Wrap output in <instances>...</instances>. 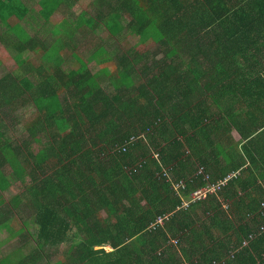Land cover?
<instances>
[{"label": "trees", "instance_id": "16d2710c", "mask_svg": "<svg viewBox=\"0 0 264 264\" xmlns=\"http://www.w3.org/2000/svg\"><path fill=\"white\" fill-rule=\"evenodd\" d=\"M16 2L0 0V19L40 17L70 38L104 23L113 38L125 42L126 30L157 51L100 43L99 73L80 58L64 71L59 39L46 47L16 23L23 38L0 36L18 53L41 52L36 70L18 54L0 77V228L12 230L0 245L20 243L0 264H264V0ZM71 2L84 7L73 30L55 18ZM30 101L34 119L9 140ZM231 174L220 191L194 196ZM20 182L10 202L1 196ZM20 203L35 233L10 225Z\"/></svg>", "mask_w": 264, "mask_h": 264}, {"label": "rangeland", "instance_id": "374dc122", "mask_svg": "<svg viewBox=\"0 0 264 264\" xmlns=\"http://www.w3.org/2000/svg\"><path fill=\"white\" fill-rule=\"evenodd\" d=\"M83 10H84V7L81 5H77V4H74L71 8L70 6L69 7L62 6L55 15V18L57 20L56 23L70 22V25L72 27L71 30H73V24L75 23V21H77L78 16L80 15L81 12H83ZM95 10L96 9L93 8V10L91 11L92 12L91 14H95L96 13ZM37 20L39 22H43V20H41L40 17H38ZM128 21H129L128 18L126 17L123 18L124 24H127ZM38 29L39 27H35V31ZM35 31L32 32V36L40 39V41L44 43L46 47L52 46L56 42L57 39L61 41L60 43L61 49L59 51L60 54H59V59H58L59 61L57 63L61 62L60 66L64 71H69L72 68H77L79 64L81 63L78 61V59L80 58L81 60H83L84 63L88 65L91 71H93L94 73H99L101 69V65L99 64V61L93 57V54L95 53L100 43L103 44V46L108 52H112L114 50H117L118 52V49H120L122 52H125L128 49H131V51H136L139 54L152 53V52L157 51V47L155 44L149 43L147 45H142L134 37H131V36L128 37L129 34L126 30L122 33L124 34L123 36L126 37L125 42L122 40L123 37L120 39L113 38L109 34V32H107V30L105 29L104 23H101V25H99V27L92 34L85 33L86 31L81 32L80 30L72 38L68 37L66 34H63L61 27H59V25L51 21H48V24L44 25V27H42V29L39 30V32L38 31L35 32ZM58 32L61 33L60 36L57 34ZM1 33H3L2 30H1ZM23 36L24 35L21 32L20 37L23 38ZM16 37L20 38L18 34H16ZM0 42H2L5 47L8 46L6 48L7 49L6 57L8 61H9L10 56L15 57V56H18V54H20V57L26 61V65H24V67L31 68V70H36L38 66H41L40 65L41 62L39 60L41 56L40 49H38L40 53L37 51H31L29 49L22 53H18L13 47H10L11 45H5L3 41H0ZM0 48L1 49L3 48L1 43H0ZM8 61H6V63H8ZM11 61L12 59L9 61L8 66L5 64L4 61H2L0 65V77L6 75V73L10 72L14 67H16L17 64ZM35 74H36L35 72L30 73L29 77H31V79H34ZM101 76H102L101 77L102 88L108 93L113 92L114 86L112 85L111 80H109L105 75H101ZM15 114L18 117V123L16 124L13 122L14 123L13 126H11L12 123H9L7 128L5 129L6 137L9 140L20 138L22 137V135L25 134V132L27 131L26 130L27 128L25 127L26 123H23V122L25 120H28V122H30L34 119V116L36 115V108H35L34 103L30 101L28 105L17 110ZM233 135L235 136L234 137L235 139L240 138L238 133H236V131L233 132ZM201 170L202 168L199 167L198 172H201ZM8 173L11 174V168L9 166H8L7 174ZM206 177L207 176H205V178ZM21 184L22 182L18 184V187L13 186L12 188H9L7 191H4L3 193L4 195L1 193L2 194L1 196L5 199H8L10 202L11 199L16 194H19L22 192ZM210 185L212 184L208 183L205 189H207L208 186ZM23 193L24 194L22 195V198L24 201L25 197L26 196L28 197L29 194L27 191H24ZM25 193H26V196H25ZM10 205L12 206L11 203ZM19 206L20 207L22 206L21 213L24 212L22 215V220L21 221L15 220V222H12L10 225L12 226V228L14 227L16 230L21 229L22 226H25L30 232L35 233L36 227L34 225V220L32 218V215L30 214V212L22 211V208L27 209L25 207V204L20 203ZM11 236H12L11 229L6 228V227L0 228V240L10 239ZM19 245L20 243L17 240L10 241L7 244L0 245V259H2L4 256H6L9 253L18 252L16 250ZM104 248L106 250H110L109 246H106ZM25 251L27 252V250ZM62 252H63V247L60 253H58L53 258V260L55 261L57 259L62 258L63 257ZM187 262L188 261H185L184 264H187Z\"/></svg>", "mask_w": 264, "mask_h": 264}, {"label": "crops", "instance_id": "0c3cea01", "mask_svg": "<svg viewBox=\"0 0 264 264\" xmlns=\"http://www.w3.org/2000/svg\"><path fill=\"white\" fill-rule=\"evenodd\" d=\"M20 1H21V3L17 0V2L15 4H26L27 8L32 6L30 4H40L39 3L40 0H20ZM62 4H67V3H62ZM71 4H79V3H77V2L72 3L71 2ZM18 14H19V12H16L15 14L11 15L10 18L6 19L7 21L0 19V36L1 35H7V37L10 38L11 40H13V42H14L17 39V37H16V33L14 31V28H13V23H16L17 25H21L22 24L21 27H28L29 29H31L32 32L35 31V27H40V25H42V27H44V25L48 24V23L39 22L37 20L38 17L37 18L35 17L34 20L33 19L30 20V19L26 18L27 14L23 17L24 20L21 21L20 19L17 18ZM42 27H40L35 32H37V31L39 32V30H41ZM1 30L3 31V33H1ZM0 43L2 44V42H0ZM2 46H3V44H2ZM1 50L2 49L0 48V51Z\"/></svg>", "mask_w": 264, "mask_h": 264}, {"label": "built area", "instance_id": "2783aa9c", "mask_svg": "<svg viewBox=\"0 0 264 264\" xmlns=\"http://www.w3.org/2000/svg\"><path fill=\"white\" fill-rule=\"evenodd\" d=\"M233 175L234 174H231L227 178H225L223 180H219L217 183L208 186L207 189L204 188V189H201V190L196 191L194 193L195 197L197 199H201V198L206 197V195L208 194V192L213 193V192L220 191L222 189V187L227 183V181L232 178ZM181 186H183V185L182 184L175 183L174 184V189L176 191H179ZM160 222H161V219L158 220V223H160ZM249 239L250 240H253L254 239V236L251 235L249 237ZM247 244H248L247 242H244V246H247Z\"/></svg>", "mask_w": 264, "mask_h": 264}, {"label": "clouds", "instance_id": "9594fccd", "mask_svg": "<svg viewBox=\"0 0 264 264\" xmlns=\"http://www.w3.org/2000/svg\"><path fill=\"white\" fill-rule=\"evenodd\" d=\"M159 219H161V222H160V223H158V220H159ZM163 219H164V218H162V217H161V218H158L157 221H156V224H158V225H162Z\"/></svg>", "mask_w": 264, "mask_h": 264}, {"label": "bare ground", "instance_id": "6f19581e", "mask_svg": "<svg viewBox=\"0 0 264 264\" xmlns=\"http://www.w3.org/2000/svg\"><path fill=\"white\" fill-rule=\"evenodd\" d=\"M195 193V192H194Z\"/></svg>", "mask_w": 264, "mask_h": 264}]
</instances>
